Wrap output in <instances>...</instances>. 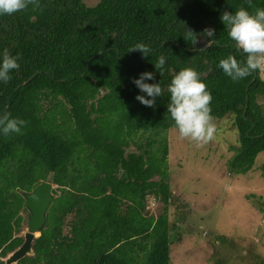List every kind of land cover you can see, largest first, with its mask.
Instances as JSON below:
<instances>
[{"label":"trees","instance_id":"trees-1","mask_svg":"<svg viewBox=\"0 0 264 264\" xmlns=\"http://www.w3.org/2000/svg\"><path fill=\"white\" fill-rule=\"evenodd\" d=\"M238 8L264 9V0H100L92 7L39 0L36 9L0 15V52L19 57L0 83V114L25 121L21 134L0 135V264L23 242L22 194L49 173L58 196L33 256L17 264H170L177 227L168 222L163 135L175 129L166 111L172 75L195 69L212 97L211 119L230 120L237 134L226 162L231 174H246L264 153L259 70L234 82L217 67L228 55L244 61L219 20ZM205 28L216 42L202 48ZM137 42L151 47L148 57L128 51ZM160 55L164 70L147 82H159L162 93L150 108L135 100L131 79L154 71ZM129 142L136 152H126Z\"/></svg>","mask_w":264,"mask_h":264},{"label":"rangeland","instance_id":"rangeland-1","mask_svg":"<svg viewBox=\"0 0 264 264\" xmlns=\"http://www.w3.org/2000/svg\"><path fill=\"white\" fill-rule=\"evenodd\" d=\"M99 1L82 0L89 7ZM258 70L264 82V67ZM211 122L215 132L206 142L180 138L176 129L163 135L173 203L168 222L177 227L170 264H259L264 262V153L246 174H231L226 162L237 134L226 118ZM129 144L126 152H136ZM153 208L151 203L146 210Z\"/></svg>","mask_w":264,"mask_h":264},{"label":"clouds","instance_id":"clouds-1","mask_svg":"<svg viewBox=\"0 0 264 264\" xmlns=\"http://www.w3.org/2000/svg\"><path fill=\"white\" fill-rule=\"evenodd\" d=\"M29 5L36 9L39 0H0V15H11L25 10ZM219 20L226 28L230 41L244 56L242 63L232 55L220 59L217 67L224 75L235 82L264 67V9L258 8L254 12L245 8H238L234 12L225 10ZM200 37L206 46L216 42L212 28L203 29ZM128 51H138L144 58L149 56L152 49L143 42H137ZM18 59V55H10L7 50L0 52V83L6 84L10 80L11 72L19 68ZM152 65L154 71L141 72L131 79V83L138 89L135 100L150 108L154 106L155 99L161 97L162 89L159 82L147 81L154 80V72L157 70L163 72L165 57L157 56ZM167 93L166 111L179 137L195 142L211 139L215 132L209 106L212 97L197 71L191 67L179 69L167 84ZM24 125L23 119L12 117L7 111L0 114V135L21 134Z\"/></svg>","mask_w":264,"mask_h":264},{"label":"water","instance_id":"water-1","mask_svg":"<svg viewBox=\"0 0 264 264\" xmlns=\"http://www.w3.org/2000/svg\"><path fill=\"white\" fill-rule=\"evenodd\" d=\"M207 47L208 46L204 45L202 48ZM26 83H28V81L23 83V85ZM50 180L51 173L48 174L46 181L37 185L32 192L22 194V198L25 202V210L27 212L26 230L22 234L23 242L16 250L7 254L6 257L2 259L3 264H17V262L23 258L33 256L31 244L33 240L39 236L38 230L43 228L46 223V209L51 203L52 198L58 196Z\"/></svg>","mask_w":264,"mask_h":264}]
</instances>
